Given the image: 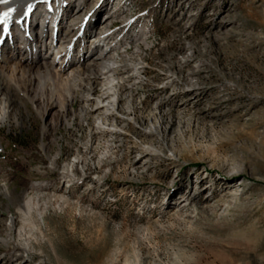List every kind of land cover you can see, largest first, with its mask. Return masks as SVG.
<instances>
[{
    "label": "rangeland",
    "instance_id": "obj_1",
    "mask_svg": "<svg viewBox=\"0 0 264 264\" xmlns=\"http://www.w3.org/2000/svg\"><path fill=\"white\" fill-rule=\"evenodd\" d=\"M64 1L69 13L75 0ZM80 1L87 11L93 3ZM134 1L158 41L144 57L176 73L151 82L168 83L154 92L167 101L144 118L148 128L164 110L151 124L160 136L122 119L116 133L90 132L80 124L97 117L82 115L78 100L42 122L16 91L18 121L0 123V264H264V0ZM152 144L163 154L131 174L133 161H147L142 145ZM31 184L51 188L30 218L22 203ZM53 195L65 199L56 205Z\"/></svg>",
    "mask_w": 264,
    "mask_h": 264
},
{
    "label": "bare ground",
    "instance_id": "obj_2",
    "mask_svg": "<svg viewBox=\"0 0 264 264\" xmlns=\"http://www.w3.org/2000/svg\"><path fill=\"white\" fill-rule=\"evenodd\" d=\"M64 2L11 0L10 3H5L0 0V16L15 9L8 22L0 24V123L7 118L18 121L21 109L15 95L18 91L29 99L33 112L42 122H46L49 117V122L53 123L57 116L70 112L72 105L78 100L82 115L97 117V121L94 120L96 124L91 126L85 121V124H80L81 128L90 132L99 130L112 134L118 131L116 122L122 119L124 123L134 126L146 135L159 137L161 128L151 124H156L155 120L158 118L162 120V116L166 115L164 110L156 113L155 122L149 119L148 128H145L147 122L144 118L152 111H159L160 104L167 101L169 97L156 98L154 92L156 89H165L168 83L166 86H155L152 80L157 75L166 80L175 79L176 73L170 70L166 73L164 70H153L144 57L158 46L147 14L137 8L134 0H91L90 4L93 3L88 11L80 0H75L72 14L71 11L67 13L69 7H63ZM29 5L31 11H28ZM49 7L54 10L53 14H46L44 8ZM87 14L90 16L85 24V31L78 37L79 28ZM95 23L97 24L91 30ZM168 61L170 62L169 59ZM180 63L183 64L182 59ZM186 88H192L191 93L196 90L192 83ZM46 100L48 103L45 104ZM43 103L48 104V107L44 108ZM137 113L144 114V117H137ZM47 129L42 128L43 137L49 134ZM41 149L45 150V146L42 145ZM163 149L161 145H142L140 155H145L147 161L144 164L141 160L133 161L129 168L130 173L148 172V159L161 156ZM74 159L77 160L76 157ZM55 164L56 161H53L52 165ZM74 164H67L63 168L65 174L62 177L68 183L66 189L74 181ZM97 179L103 180L100 176ZM176 179L172 176L167 195H171ZM50 188L48 184L30 185L22 203V211L26 216H32V212L39 213V192ZM2 192L12 198V193L6 187ZM51 198H54L56 205L65 199L64 195H53ZM182 199L177 208L188 201L186 195ZM8 221L11 226L15 224L13 218ZM24 237L27 238L28 235ZM0 243H6L1 236ZM25 245L18 244L17 247L25 250Z\"/></svg>",
    "mask_w": 264,
    "mask_h": 264
},
{
    "label": "snow or ice",
    "instance_id": "obj_3",
    "mask_svg": "<svg viewBox=\"0 0 264 264\" xmlns=\"http://www.w3.org/2000/svg\"><path fill=\"white\" fill-rule=\"evenodd\" d=\"M3 2L10 3L11 0H3ZM13 11H15V9L4 12L3 15L0 16V24H6ZM28 11H31V5L28 6ZM25 15H27V13H25Z\"/></svg>",
    "mask_w": 264,
    "mask_h": 264
}]
</instances>
